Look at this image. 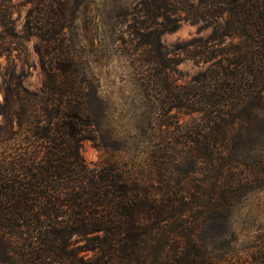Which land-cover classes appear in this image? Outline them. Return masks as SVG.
<instances>
[{
    "label": "trees",
    "instance_id": "1",
    "mask_svg": "<svg viewBox=\"0 0 264 264\" xmlns=\"http://www.w3.org/2000/svg\"><path fill=\"white\" fill-rule=\"evenodd\" d=\"M67 3L0 0V37L30 42L43 75L32 91L8 66L1 82L0 264H264V231L240 243L232 229L264 183V0H139L120 37L129 55L143 49L133 62L151 106L134 164L81 154L103 141ZM181 19L210 28L186 83L160 39ZM7 50L0 41V58Z\"/></svg>",
    "mask_w": 264,
    "mask_h": 264
},
{
    "label": "rangeland",
    "instance_id": "2",
    "mask_svg": "<svg viewBox=\"0 0 264 264\" xmlns=\"http://www.w3.org/2000/svg\"><path fill=\"white\" fill-rule=\"evenodd\" d=\"M195 1L170 0V3L183 8ZM139 6V0H68L67 3L66 41L83 74V83L89 93L87 106L103 141H83L81 154L89 163L96 162L100 156L113 155L127 164H134L147 156L139 139L143 136L140 128L145 127L151 106L133 62V57L143 49L129 55L120 41L132 12ZM12 10L20 28L25 8L15 6ZM175 13L182 17L185 14L181 10ZM209 29L198 33L196 26L181 19L176 31L161 34L165 50L178 61L177 82L186 83L203 69V64L189 59V52L200 48L203 44L200 39L207 36ZM0 41L9 49L0 58V99L1 82L8 66L25 73L23 83L29 90H39L43 75L31 43L8 36H1ZM119 145L122 149L113 150ZM232 222L233 233L240 243L264 231V183L260 189L246 195L234 211Z\"/></svg>",
    "mask_w": 264,
    "mask_h": 264
}]
</instances>
